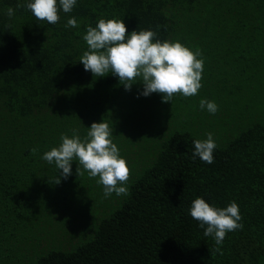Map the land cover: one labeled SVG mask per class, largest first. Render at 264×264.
I'll list each match as a JSON object with an SVG mask.
<instances>
[{
  "label": "trees",
  "instance_id": "trees-1",
  "mask_svg": "<svg viewBox=\"0 0 264 264\" xmlns=\"http://www.w3.org/2000/svg\"><path fill=\"white\" fill-rule=\"evenodd\" d=\"M27 2L0 0V264H264V0H76L56 24ZM101 18L199 50L198 94L164 103L140 95L139 78L125 90L85 71L83 37ZM102 121L130 169L126 196L105 198L78 161L55 184L42 159L62 134L83 141ZM208 133L212 164L192 155ZM196 198L239 207L243 228L223 254L190 216Z\"/></svg>",
  "mask_w": 264,
  "mask_h": 264
},
{
  "label": "clouds",
  "instance_id": "clouds-1",
  "mask_svg": "<svg viewBox=\"0 0 264 264\" xmlns=\"http://www.w3.org/2000/svg\"><path fill=\"white\" fill-rule=\"evenodd\" d=\"M75 4L76 0H59L58 7L57 0H28L26 8L37 20L56 24L60 20V9L69 13ZM6 14L11 19L15 10L9 7ZM65 26L78 27V24L75 18H71ZM155 36L156 33L151 30H133L129 34L122 20L101 18L96 27L87 28L83 39L89 50L83 53L80 63L95 77H104L109 73L118 77L125 90H131L139 78L143 85L140 95L147 97L158 93L164 103L171 102L177 94L184 97L197 95L202 87L204 65V61L197 58L201 55L199 50L193 52L180 42H161L158 39L153 42ZM199 106L211 114L218 111L215 102L204 99ZM88 128L83 141L74 130L72 138L62 134L60 146L44 153L42 159L49 164L54 162L59 170L55 184L67 179L72 174V162L78 161V176L86 171L90 177H99L97 183L103 185L105 198L112 193L128 195V189L123 185L129 180L130 169L111 139V128L103 121L93 122ZM193 145V158L199 157L207 164L214 162L216 144L211 133L204 141H193ZM31 151L35 153L37 149ZM81 166L84 171H81ZM190 216L204 229V236L214 238L217 246L214 252L220 254H223L220 246L226 234L243 228L235 202L221 209L210 206L203 198H196L192 202Z\"/></svg>",
  "mask_w": 264,
  "mask_h": 264
},
{
  "label": "rangeland",
  "instance_id": "rangeland-1",
  "mask_svg": "<svg viewBox=\"0 0 264 264\" xmlns=\"http://www.w3.org/2000/svg\"><path fill=\"white\" fill-rule=\"evenodd\" d=\"M189 105L192 106V102H191V101L189 102ZM193 108H194V107H193Z\"/></svg>",
  "mask_w": 264,
  "mask_h": 264
}]
</instances>
